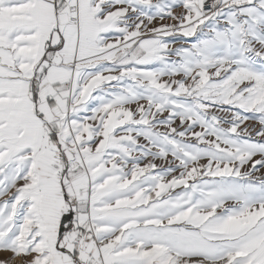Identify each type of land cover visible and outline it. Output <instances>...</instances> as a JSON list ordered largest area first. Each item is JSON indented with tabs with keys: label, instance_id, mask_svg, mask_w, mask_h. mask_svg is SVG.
<instances>
[{
	"label": "snow or ice",
	"instance_id": "6c2138e0",
	"mask_svg": "<svg viewBox=\"0 0 264 264\" xmlns=\"http://www.w3.org/2000/svg\"><path fill=\"white\" fill-rule=\"evenodd\" d=\"M0 264H264V0H0Z\"/></svg>",
	"mask_w": 264,
	"mask_h": 264
}]
</instances>
